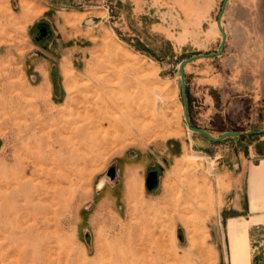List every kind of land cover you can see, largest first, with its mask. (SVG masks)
Masks as SVG:
<instances>
[{
  "label": "rangeland",
  "instance_id": "1",
  "mask_svg": "<svg viewBox=\"0 0 264 264\" xmlns=\"http://www.w3.org/2000/svg\"><path fill=\"white\" fill-rule=\"evenodd\" d=\"M222 1L0 0V264H214L218 160L180 150L198 136L177 64L217 51ZM221 19H256L264 42V0Z\"/></svg>",
  "mask_w": 264,
  "mask_h": 264
},
{
  "label": "crops",
  "instance_id": "2",
  "mask_svg": "<svg viewBox=\"0 0 264 264\" xmlns=\"http://www.w3.org/2000/svg\"><path fill=\"white\" fill-rule=\"evenodd\" d=\"M158 6L163 8L162 4ZM153 7L157 5L151 2L150 8ZM216 20L213 24L208 21V30L219 34L221 41ZM224 20L221 25L226 40L222 53L191 55L195 58L184 65L189 119L196 121L191 123L193 126L214 137L228 131L241 135L211 141L192 131L198 136L197 142L191 138L181 140L180 150L196 144L199 152L218 160L215 183L221 204L209 224L214 264H233L239 242L244 243L241 264H264V204L257 203L253 208L249 189L252 167L264 160L261 149L249 139L264 134L257 132L264 129V42L256 19ZM205 23V19H200L201 27ZM165 149L173 157L178 151L177 143L176 147L170 143ZM195 245L202 246V241Z\"/></svg>",
  "mask_w": 264,
  "mask_h": 264
},
{
  "label": "water",
  "instance_id": "3",
  "mask_svg": "<svg viewBox=\"0 0 264 264\" xmlns=\"http://www.w3.org/2000/svg\"><path fill=\"white\" fill-rule=\"evenodd\" d=\"M227 1L228 0H223L222 1L221 7H220V11L218 13V17H217V20H216L217 27H218V29H219V31L221 33V41H220V45H219L218 51L212 53V55H220L222 53V51H223V48H224V43H225V40H226V33H225V31H224V29L222 28V25H221V16H222V13L224 11L225 4H226ZM194 58H195V56H191V57L185 58V59L180 61L179 66H178V71H179V74H180V86H181V94H182L183 115H184V119H185L187 128L190 131H193V132H196V133H199V134H202V135L206 136L211 141H220L221 139H223L226 136L237 137V136L241 135V133H239V132L228 131V132H224L219 137H214L211 134H209L206 130H204L202 128H199V127H196V126H193L191 124L190 119H189V112H188V100H187V95H186V82H185V75H184V65L186 63L192 61ZM257 132L264 133V129L260 130V131H257ZM106 174L110 178V180H113L115 178V174H116L115 167L111 166L108 169V171L106 172ZM156 176H157L156 172L153 171V170H151V171H149L147 173L145 182H146V186H147L148 189H151L152 186L156 183V180H157Z\"/></svg>",
  "mask_w": 264,
  "mask_h": 264
},
{
  "label": "bare ground",
  "instance_id": "4",
  "mask_svg": "<svg viewBox=\"0 0 264 264\" xmlns=\"http://www.w3.org/2000/svg\"><path fill=\"white\" fill-rule=\"evenodd\" d=\"M252 181H258V184L255 185V194H257L255 198H258V196L264 194V167L256 168L254 170ZM102 183L103 179H101L98 183V188L102 186Z\"/></svg>",
  "mask_w": 264,
  "mask_h": 264
}]
</instances>
